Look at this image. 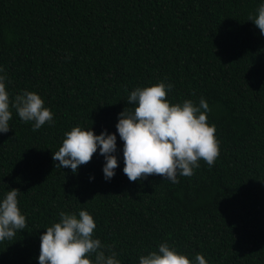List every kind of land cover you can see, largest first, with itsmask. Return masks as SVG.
Wrapping results in <instances>:
<instances>
[{
  "label": "trees",
  "instance_id": "16d2710c",
  "mask_svg": "<svg viewBox=\"0 0 264 264\" xmlns=\"http://www.w3.org/2000/svg\"><path fill=\"white\" fill-rule=\"evenodd\" d=\"M261 0H0V66L11 95L39 94L54 123L33 131L12 110L0 134V196L21 191L26 227L0 242V264H38L39 236L60 211L86 209L122 264L168 242L208 264H264V35ZM174 85L170 103L205 98L220 151L178 183L103 178L93 154L76 173L52 152L79 125L116 133L135 87ZM94 179L89 180V177Z\"/></svg>",
  "mask_w": 264,
  "mask_h": 264
},
{
  "label": "clouds",
  "instance_id": "9594fccd",
  "mask_svg": "<svg viewBox=\"0 0 264 264\" xmlns=\"http://www.w3.org/2000/svg\"><path fill=\"white\" fill-rule=\"evenodd\" d=\"M248 21L264 35V0ZM7 77L0 66V134L10 130L12 110L22 121L31 122L32 130L54 123V113L44 106L43 98L33 91L21 90L11 95ZM174 85L160 81L135 87L127 95L132 108L118 113L116 133L107 130L94 134L92 128L79 125L64 133L59 149L52 152L54 167L69 168L76 173L79 166L89 162L99 150L103 157V178L110 181L119 164L117 133L123 142V173L129 181L146 180L150 174H160L164 180L178 183L179 176H191L203 160L212 166L219 155L220 141L214 124L208 123L211 111L206 99L198 103L185 99L170 103L167 94ZM94 177H89V180ZM17 188L0 196V242L12 239L26 227V216L18 206ZM58 221L45 226L39 236L38 264H122L118 253L107 250L94 235L96 223L86 210L60 211ZM139 264H208L203 254L190 259L168 242H161L156 250L138 256Z\"/></svg>",
  "mask_w": 264,
  "mask_h": 264
}]
</instances>
